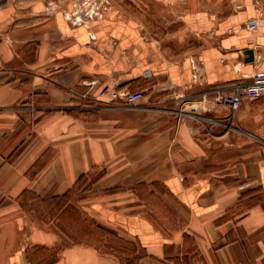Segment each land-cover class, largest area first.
Returning <instances> with one entry per match:
<instances>
[{"label":"crops","instance_id":"0c3cea01","mask_svg":"<svg viewBox=\"0 0 264 264\" xmlns=\"http://www.w3.org/2000/svg\"><path fill=\"white\" fill-rule=\"evenodd\" d=\"M83 2L0 0V264H264V100L233 117L215 102L264 72V0H124L87 19ZM154 8L169 30L150 35ZM104 85L143 98L110 108ZM96 170L79 206L124 244L62 245L36 205Z\"/></svg>","mask_w":264,"mask_h":264},{"label":"rangeland","instance_id":"374dc122","mask_svg":"<svg viewBox=\"0 0 264 264\" xmlns=\"http://www.w3.org/2000/svg\"><path fill=\"white\" fill-rule=\"evenodd\" d=\"M124 0H100V11L103 13V7H109L114 3L119 4ZM85 2V3H84ZM81 7L87 8L88 0H84ZM105 11V10H104ZM157 10L149 9L147 14L148 30L150 35H154L156 29L160 32H166L168 28H157L156 23L162 20ZM102 174L101 170H96L83 179V181L73 189L61 203H45L36 205L37 210L33 214L36 226L41 229L51 228L56 230L62 239V245L75 243L93 244L103 249L121 248L124 243L120 242L114 231L106 228L103 224L97 223L89 217L86 211H82L79 206L81 202L86 203L91 200L95 193L92 191V183ZM51 206V212L47 208ZM67 206V207H65ZM167 207V206H166ZM62 213L60 214L61 210ZM53 216V217H52ZM54 219L49 226L51 219ZM88 236V238H86Z\"/></svg>","mask_w":264,"mask_h":264},{"label":"built area","instance_id":"2783aa9c","mask_svg":"<svg viewBox=\"0 0 264 264\" xmlns=\"http://www.w3.org/2000/svg\"><path fill=\"white\" fill-rule=\"evenodd\" d=\"M98 3H100L99 0H88L86 3L88 6L83 11L82 16L87 19L102 15V12L100 11L101 3ZM103 9L105 8L103 7ZM257 27V21H253L246 25V28L251 32L256 31ZM105 95H108L111 99L110 102L106 103L110 108H132L143 98V93L140 91H129L110 85H104L101 88L99 96L103 97ZM259 99L264 100V72L253 74L249 83L236 85L232 92L227 95H217L215 97V102L226 106L230 111V116L233 117L239 109L242 101H255Z\"/></svg>","mask_w":264,"mask_h":264},{"label":"water","instance_id":"95a60500","mask_svg":"<svg viewBox=\"0 0 264 264\" xmlns=\"http://www.w3.org/2000/svg\"><path fill=\"white\" fill-rule=\"evenodd\" d=\"M244 54L247 56L245 62H253L254 61V52L253 50L249 49L244 52Z\"/></svg>","mask_w":264,"mask_h":264},{"label":"bare ground","instance_id":"6f19581e","mask_svg":"<svg viewBox=\"0 0 264 264\" xmlns=\"http://www.w3.org/2000/svg\"><path fill=\"white\" fill-rule=\"evenodd\" d=\"M67 17H69V16H67ZM79 19V18H78Z\"/></svg>","mask_w":264,"mask_h":264}]
</instances>
